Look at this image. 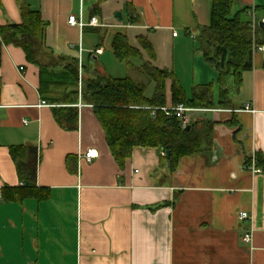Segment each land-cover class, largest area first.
Wrapping results in <instances>:
<instances>
[{
    "label": "crops",
    "instance_id": "obj_1",
    "mask_svg": "<svg viewBox=\"0 0 264 264\" xmlns=\"http://www.w3.org/2000/svg\"><path fill=\"white\" fill-rule=\"evenodd\" d=\"M1 2L0 26L20 23L21 5L28 3L47 27L37 63L0 34V264H264V170L255 164L256 154L264 155V51L255 52L239 87L227 80L230 105L192 107L198 152L172 168L160 149L136 147L120 168L93 104L82 100L85 82L130 76L152 98L148 63L173 71L189 96L197 85L215 83L219 103L218 71L199 42L211 24L212 0ZM242 8H258L256 16L264 18V0H235L234 12ZM73 14L86 22L96 16L101 24L71 25ZM117 33L128 36L138 57H116ZM189 56L195 67L186 87L178 60ZM121 62L131 74H116ZM172 85L167 79V105L174 104ZM74 90L79 119L67 128L54 108L68 106L59 98ZM245 104L257 112L241 110ZM22 145L37 148L33 182L11 154ZM89 149L99 152L92 161L84 157ZM12 189L22 199H13ZM241 211L250 217L241 220ZM252 229L247 244L243 237Z\"/></svg>",
    "mask_w": 264,
    "mask_h": 264
},
{
    "label": "trees",
    "instance_id": "obj_2",
    "mask_svg": "<svg viewBox=\"0 0 264 264\" xmlns=\"http://www.w3.org/2000/svg\"><path fill=\"white\" fill-rule=\"evenodd\" d=\"M234 3L235 0H212L211 24L203 27L199 36L206 61L218 71L219 103L215 100V83L197 85L192 96H189L173 71L159 69L148 63L144 64V71L156 84L152 98L145 95L147 85L130 76L115 78L98 75L85 82L82 100L93 104L109 149L120 168L125 167L136 147L160 149L162 153H166L163 158L170 162L172 168L177 166L182 156L194 154L201 149L200 133L194 124L190 129L183 128L178 118L168 116L162 109L153 113V109L167 105L166 81L169 78L173 80L174 104L184 103L190 108L231 104L226 88L227 80L232 77L235 85L239 87L243 81V73L254 67L257 47L264 46V23L256 22L253 28L250 9L242 8L234 12ZM255 11L257 14L261 10L256 8ZM21 15L20 23L0 26V34L5 43L22 47L28 59L37 63L44 45L47 21L39 10L28 3L21 5ZM113 50L121 61L140 54L123 33L115 35ZM71 71L78 81V68L73 67ZM78 100L79 91L74 90L66 93L60 100L68 106L54 108L55 117L61 125L67 128L76 127L79 110L75 104ZM21 149L25 150V156ZM33 150L37 148L23 145L11 147L19 173L32 182L35 181L37 173V160L33 161L31 158ZM255 164L264 170L262 153L256 154ZM12 192L13 199H22L20 189H12Z\"/></svg>",
    "mask_w": 264,
    "mask_h": 264
},
{
    "label": "built area",
    "instance_id": "obj_3",
    "mask_svg": "<svg viewBox=\"0 0 264 264\" xmlns=\"http://www.w3.org/2000/svg\"><path fill=\"white\" fill-rule=\"evenodd\" d=\"M251 15L253 17V23H252L253 28L256 26V22H259V21H261V22L263 21L264 22V18H258L256 16L255 12L251 13ZM69 23L71 25H80L82 27H84L86 25L97 26V25L101 24L99 18L96 17V16L91 17L90 20L88 22H86L84 20L79 19L78 16L75 15V14H73V15H71L69 17ZM173 35L177 36L178 32L174 31ZM256 51H264V46H258ZM80 105H81V103H80ZM157 109H162L163 111H165V113L168 116L178 118L180 123H181V126L183 128H187V127L191 126V124H192L193 119H192V116L190 115V112H193L195 109L187 107L184 103L171 104V105H165V106H162V107H159V108H154L153 109V113H155ZM241 110L250 111L252 113H256L257 112V110L254 109L253 107H251L250 104H245V106ZM98 153L99 152L96 149H89L84 154V157L88 161H92L95 157L98 156ZM162 154L165 155L166 153L163 152ZM253 170L255 172H261V170L256 168V167H253ZM249 217H250V214L247 211H241L239 213V218L241 220L248 219ZM253 231L254 230L252 229V230H250L249 232H247L244 235L243 240L245 241V243H247V244H251L252 243Z\"/></svg>",
    "mask_w": 264,
    "mask_h": 264
},
{
    "label": "rangeland",
    "instance_id": "obj_4",
    "mask_svg": "<svg viewBox=\"0 0 264 264\" xmlns=\"http://www.w3.org/2000/svg\"><path fill=\"white\" fill-rule=\"evenodd\" d=\"M179 64H178V68L182 69L183 71V79H184V83L186 85V87H191L192 84V80L191 77L193 75L194 72V65L192 64V58L191 56L186 57L185 59H179ZM118 67L116 69V74L119 76H126L128 74H131L130 69H128L127 64L125 62H121V63H117ZM209 68H211L209 65H207ZM212 69V68H211ZM215 72V71H214ZM135 77L140 80V77H138L137 74H135ZM232 79H230V83H229V87L231 89H233L234 84L233 81H231ZM189 89V88H188ZM65 97V94H63L62 96H60L59 100L63 99Z\"/></svg>",
    "mask_w": 264,
    "mask_h": 264
},
{
    "label": "water",
    "instance_id": "obj_5",
    "mask_svg": "<svg viewBox=\"0 0 264 264\" xmlns=\"http://www.w3.org/2000/svg\"><path fill=\"white\" fill-rule=\"evenodd\" d=\"M117 16L120 17V19H121L122 18V13L121 12H118L117 13ZM261 23L263 24L264 22L262 21ZM187 129H190V126ZM169 155H170V153L168 152V156Z\"/></svg>",
    "mask_w": 264,
    "mask_h": 264
}]
</instances>
